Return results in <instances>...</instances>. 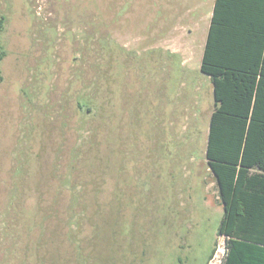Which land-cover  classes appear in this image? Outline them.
Returning <instances> with one entry per match:
<instances>
[{"label": "rangeland", "instance_id": "obj_1", "mask_svg": "<svg viewBox=\"0 0 264 264\" xmlns=\"http://www.w3.org/2000/svg\"><path fill=\"white\" fill-rule=\"evenodd\" d=\"M213 3L0 0V264H220Z\"/></svg>", "mask_w": 264, "mask_h": 264}, {"label": "trees", "instance_id": "obj_2", "mask_svg": "<svg viewBox=\"0 0 264 264\" xmlns=\"http://www.w3.org/2000/svg\"><path fill=\"white\" fill-rule=\"evenodd\" d=\"M200 70L213 88L205 159L223 209L220 264H264V0H214Z\"/></svg>", "mask_w": 264, "mask_h": 264}, {"label": "crops", "instance_id": "obj_3", "mask_svg": "<svg viewBox=\"0 0 264 264\" xmlns=\"http://www.w3.org/2000/svg\"><path fill=\"white\" fill-rule=\"evenodd\" d=\"M172 50H173V49H172ZM208 170H209V169H208ZM212 183L214 184V187H213V191H212L211 197L209 198V203L212 204V205H215V208H216L217 212H218V211H219V212L221 211V213H217V215L219 214V218H220V217L222 218V215H223V209H222V206L220 205V203H219V201H218V189H217V185H216V183H215L214 180H212ZM221 218H220V220H221ZM219 223H220V222H219ZM218 226H219V225H218ZM217 229H218V228H217ZM217 237H218V238L216 239V241L222 239V243H223L222 253H220V254H222V255H221V258H222L223 253H224V237H223V236H218V235H217ZM215 249H216V244H215V247L213 248L211 254L208 256V259H207V261L205 262V264H208V263H209L211 257H212L213 254H214Z\"/></svg>", "mask_w": 264, "mask_h": 264}, {"label": "flooded vegetation", "instance_id": "obj_4", "mask_svg": "<svg viewBox=\"0 0 264 264\" xmlns=\"http://www.w3.org/2000/svg\"><path fill=\"white\" fill-rule=\"evenodd\" d=\"M4 23H5V16H1L0 17V29L2 28V26L4 25ZM1 51H3V50H0V52ZM4 56H5V52H4Z\"/></svg>", "mask_w": 264, "mask_h": 264}]
</instances>
